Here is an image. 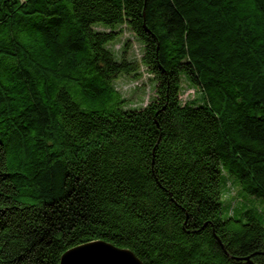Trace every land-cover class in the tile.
Segmentation results:
<instances>
[{
	"label": "trees",
	"instance_id": "16d2710c",
	"mask_svg": "<svg viewBox=\"0 0 264 264\" xmlns=\"http://www.w3.org/2000/svg\"><path fill=\"white\" fill-rule=\"evenodd\" d=\"M123 75L153 82L144 106ZM242 193L264 199V0H0V264L94 241L143 264H264Z\"/></svg>",
	"mask_w": 264,
	"mask_h": 264
},
{
	"label": "rangeland",
	"instance_id": "374dc122",
	"mask_svg": "<svg viewBox=\"0 0 264 264\" xmlns=\"http://www.w3.org/2000/svg\"><path fill=\"white\" fill-rule=\"evenodd\" d=\"M127 34H130L134 41L136 42L134 44V47L138 48L140 43L134 38L133 34L127 30ZM132 40V39H131ZM116 40L112 41L109 43V47L112 49L113 44L114 48L117 51V53H120L123 47V41L122 39L120 41L115 42ZM132 47V44L130 47H128V53L127 57L128 58H133L135 57V54L137 53V49ZM113 48V50H114ZM135 53V54H134ZM143 68H141L142 70ZM120 76L116 80V84L121 90L124 92V96L129 99V103L133 107H142L148 102V98L152 97L154 90H155V85L153 82L149 79L148 81L143 80V83L137 82L136 76ZM184 86V92L182 93V101L186 102L188 100H193L195 99L200 91L188 87L186 83L183 84ZM225 179H230L227 181V195L225 196V201L226 204H230L233 208L238 207L241 205L242 200H241V191L238 185H236L234 182L231 180L235 181L233 177H231L228 173L224 174ZM243 199L245 200V203L247 206H250L251 208H256L258 212L262 214L264 217V199H258V198H252L249 195H245L242 193Z\"/></svg>",
	"mask_w": 264,
	"mask_h": 264
},
{
	"label": "water",
	"instance_id": "95a60500",
	"mask_svg": "<svg viewBox=\"0 0 264 264\" xmlns=\"http://www.w3.org/2000/svg\"><path fill=\"white\" fill-rule=\"evenodd\" d=\"M60 264H143L129 249L104 242L85 243L66 251Z\"/></svg>",
	"mask_w": 264,
	"mask_h": 264
}]
</instances>
